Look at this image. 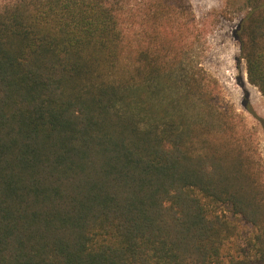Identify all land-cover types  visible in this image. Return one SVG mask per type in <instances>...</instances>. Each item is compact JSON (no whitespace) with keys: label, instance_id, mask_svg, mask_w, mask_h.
<instances>
[{"label":"trees","instance_id":"obj_1","mask_svg":"<svg viewBox=\"0 0 264 264\" xmlns=\"http://www.w3.org/2000/svg\"><path fill=\"white\" fill-rule=\"evenodd\" d=\"M229 1L264 95V0ZM194 19L0 0V264H264L255 133L193 59Z\"/></svg>","mask_w":264,"mask_h":264},{"label":"rangeland","instance_id":"obj_2","mask_svg":"<svg viewBox=\"0 0 264 264\" xmlns=\"http://www.w3.org/2000/svg\"><path fill=\"white\" fill-rule=\"evenodd\" d=\"M187 1L195 19L189 23V29L180 25L183 28L180 33L186 36L185 31L189 30L193 35V59L213 77L223 98L255 133L257 152L264 165V95L248 81L246 63L244 59L239 61L240 45L234 34L244 12H239L229 0ZM142 27L144 25H137L139 32ZM246 99L251 110L245 106ZM243 229L244 232L251 230L249 225Z\"/></svg>","mask_w":264,"mask_h":264}]
</instances>
